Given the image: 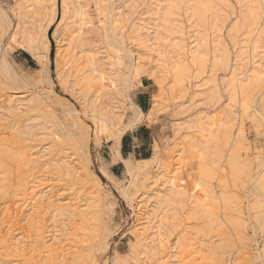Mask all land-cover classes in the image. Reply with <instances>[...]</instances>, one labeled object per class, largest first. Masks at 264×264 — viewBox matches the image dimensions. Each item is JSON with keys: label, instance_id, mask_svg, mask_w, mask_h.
<instances>
[{"label": "rangeland", "instance_id": "obj_1", "mask_svg": "<svg viewBox=\"0 0 264 264\" xmlns=\"http://www.w3.org/2000/svg\"><path fill=\"white\" fill-rule=\"evenodd\" d=\"M97 1L67 0L64 6L63 0H56L47 46L35 35L47 23L36 4L20 10L22 1L0 0V133L7 136L0 138V214L31 180H42L48 187L43 195L50 197L45 204L71 205L44 213L39 219L43 228H32L31 239L39 245L42 237L68 244L73 235L76 242L73 254L62 260L45 253L23 259L3 244L0 230V264H159L163 251L176 255L186 238L203 244L207 264H226L228 259L264 264V34L257 39L256 69L248 63L249 54L242 55L251 31L264 25V0H251L257 11L246 15L244 0H203L202 17L194 15L193 0L179 5L178 0H101L99 11ZM78 5L93 19L85 50L95 62L96 74L107 75L102 85L72 75L65 61L55 63L52 34L57 30L60 40L67 39L78 24ZM168 10L175 12L173 18L183 30L172 41L198 45L202 52L200 63L181 76L183 82L169 76L161 83L156 58L146 64L145 51L137 47L141 37L153 38L159 17ZM110 14L120 22L112 24ZM137 27L144 30L137 32ZM27 42L29 52L21 48ZM242 58V75L259 74L251 83L250 97L256 95L251 112L239 106L231 91L233 71ZM166 63L168 70L173 61ZM144 100L151 115L139 119L137 105ZM126 135V151L132 153L123 156ZM191 138L196 148L183 153L187 161L181 168L186 180L181 183L186 190H179L182 196L157 188L171 206L165 214L164 241L153 255L134 236L136 200L152 189L151 176H165L179 166L170 164L181 147L189 149ZM117 148L122 159H115ZM29 150L40 159L26 167L20 161ZM145 155L155 158L141 162ZM123 159L129 161L131 172ZM62 161L75 165L74 171L68 166L71 175L65 176ZM103 165L114 175L111 181L102 176ZM192 182L195 194L185 196ZM197 187L204 190L202 204L195 202ZM180 259L181 255L170 263Z\"/></svg>", "mask_w": 264, "mask_h": 264}, {"label": "bare ground", "instance_id": "obj_2", "mask_svg": "<svg viewBox=\"0 0 264 264\" xmlns=\"http://www.w3.org/2000/svg\"><path fill=\"white\" fill-rule=\"evenodd\" d=\"M19 1H22L21 2L22 4L19 6L20 10L28 9V8H30V6L32 4H36V6L38 7V14L41 17H43L44 19L46 18L47 23H46L44 29H42V30L38 29L35 32V35H36L38 40L42 39L44 41V43H46V45L48 46L51 42L50 38L48 37V30L50 29V27L52 26V24L55 20L56 0H19ZM202 1L203 0H193L192 1L193 5H194V11H195L194 15L195 16H201L202 17V14H203V12H202V10H203L202 9V5H203ZM100 2H101V0L96 2L97 11L100 10ZM180 2H181V0H178V2H175V3L179 5ZM242 2H244L246 4L245 10H242V12H244L245 15L251 14L252 12H254V14H255V11H257V10L254 8L255 6H254V4L251 3V0H244ZM63 3H64V6H66L67 0H63ZM256 3H258V2H256ZM170 4L172 5V7L174 6V2L171 1ZM83 9L84 8L81 5H78V8H77V12H79L78 24L73 31L69 32V36L66 35L67 36L66 40H64V39L60 40V36L62 33H58L59 31L57 32V30H56V32H53L52 38L55 39L56 44H57V52H56L57 57H56L55 63L58 64L59 61L60 62L65 61V67L64 68L67 67L68 70L72 71V75L73 74L74 75L79 74V76H81L82 78H84L85 80L90 82L91 84L97 83L99 85H102L103 82L106 81L107 75L104 71L96 74L97 68L95 67V62H94L93 58L90 55H88L86 50H85V48L87 47L86 35H88L92 31L94 24H93V19H92L91 15L89 14V12L84 13ZM263 12H264V6H263ZM103 14H105V13H103ZM158 16H160V15H158ZM173 16H176L175 12L172 10H168V12H166L165 14H163L159 17L158 27L156 26V28L153 32L154 33L153 38L148 39V38L141 37L137 41V47H139V49H142L143 51H145L144 55H146V57H144V61L146 62V64H152L154 62L152 59L153 56L156 58L155 65H156V69L159 71V74L162 76V81L160 80L161 83L165 82V80L168 79L169 76L172 78L171 79L172 81H175V82H177L178 80L181 81V78H182L181 76L184 73H189L192 65L197 66L200 63L198 61L202 56V52L199 50L198 45L188 47V44H185V43L182 44L181 42L178 43V42L172 41V40H174V37H176L177 35L180 36L181 34H183V30L181 29L180 26H177L176 19L173 18ZM252 17L253 16L251 15V18ZM110 18H111L112 24H116V23L120 22L118 20V18L112 14H110ZM255 20H254V22H255ZM250 21H252V20L250 19ZM255 24H256V22H255ZM58 27H59V25H58ZM143 30H144V27L143 28L137 27L136 31L142 32ZM160 31L163 33H161ZM218 32L219 31H217V33ZM262 34H264V25L261 27H259V25H256L254 27V29L251 31V35H250L248 44L246 43V46H245L246 50L244 52H242V55H244L246 53L249 54L248 58H251V59L248 63L251 65V69L252 68L256 69V67H257V63L254 61L255 56H256V52L258 50L257 45L259 43V40H257V39H259V37ZM169 36L170 37L172 36V38L168 39ZM161 38H162V40H161ZM167 40H171V41L168 42ZM65 42H66V44H68L66 46L67 48H65L63 45V43H65ZM21 48L24 51H28L30 49V46L28 45V42H27V43L23 44ZM77 50H79V53L75 52ZM188 59L190 60V62L187 61ZM141 60H142L141 58H138V65H141V62H140ZM169 60L173 61V64L167 70V63L166 62H168ZM240 60H241L240 63L239 64L237 63V65L233 71L231 91H232V94H233L235 100L239 103V106L242 109H245L246 111L251 112V108H250L251 104L255 103V101H256L255 100L256 95L252 98V97H250V94H249L252 90L251 89V83H253L254 81L257 80V77L259 76V74L257 76L256 72L253 70L252 72H255V73L251 74L250 76H248V74L242 75V73L240 71L242 70V67H243L242 62H244L243 61L244 58H242ZM64 78H65L64 80L66 81L68 77L64 76ZM181 82H183V81H181ZM230 87H231V85H230ZM139 110H140V118L139 119L148 118L151 115V111L143 112L141 110V108H139ZM213 123L211 125H213ZM208 130L209 129H206L203 131L207 132ZM121 131H123V130H121ZM5 135H6V133H4V132L0 133V138L7 137ZM230 136H231V134H230ZM234 137H235V134H234ZM192 138H191V140L187 141L188 142L187 145H188L189 149H187V151H186V149L181 147V150L177 151L176 152L177 155L175 154V156H174V158H175L174 162L172 164H170L171 166H173V165H177V163H178L179 166H177V168H174L170 171H167L168 173L165 176H161L162 172L160 174H156V175L151 176L152 181H151L150 187L152 189H150V191L148 193L143 192L144 194L141 195V198L139 200H136L135 209L137 211V219L136 220L138 223L134 226V230H133L134 236H135V239L138 242V244H140L142 247H144V250H149V252H151L152 254L154 253L155 247L164 241L163 237H165V235H163L164 234L163 231H164V225L167 222L165 214L167 215L170 212V206H171V204H170L171 200L170 199H167V200L163 199V197L160 196L159 189H157V188H162V190H160V191H163V190L168 188L170 191V194L172 192V194H175L176 196L178 194H180V195L182 194L181 191H179L181 188H184L181 185V183L183 182V179L181 178L182 177L181 168H182V164L185 161H187V158L184 154L188 153V151L192 152V150L196 148L195 140H193ZM0 141H3V140H0ZM117 141H118L117 144L119 145L121 140L117 139ZM200 154H202V153H200ZM24 155H25L24 158H22V161H20V162H23V165H25L26 167H28V165L30 163H32L33 161H37L40 159V157L34 158L33 154L31 153V150L26 151ZM114 156H115V159H117V160L120 158L122 159V155L119 151V148H117L115 150ZM154 158H155V155H153L152 157L143 158L141 162H149ZM200 158H202V157H200ZM124 161L126 163L127 169H129V171H130L131 170L130 168H132V167L129 164V161L128 160H124ZM132 162H134V161H132ZM234 162H235V160H234ZM236 162H237V160H236ZM61 164L63 165V167L65 169V171H64L65 176L71 175L73 173V171L75 170L74 169L75 165H73V162H71L70 164H67L65 161H62ZM19 165H20V167L23 166L22 163ZM70 165L73 168V171L68 170L69 169L68 166H70ZM233 167H235V166L233 165ZM100 170H101L102 176L110 179V181L114 178V175L109 173L108 169L104 165L101 166ZM237 175H238V172H237ZM234 178L235 177H233V179ZM221 179H222V177H221ZM217 180H219V179H217ZM185 181L186 180L184 179V182ZM193 183L194 182H192V185H191L192 187L194 186ZM195 183H196V181H195ZM45 184H46V182H43L42 180L41 181L36 180V179L31 180V183L27 184L23 188L21 195H19V198H17V200L15 199V201H12L6 207L5 211L2 214H0V216H2V218L0 220L3 221L0 224V230L3 233V236H2L3 244L7 248L12 246L15 250L19 251L20 257L23 259L28 258L29 256H31L30 257L31 259H35L41 253H45V255H47L46 257L50 256L56 260H62V259H65L66 257H70L73 254V248L71 246H73V244H76L75 238L73 237V235H71L69 237L68 244H65V243L63 244L58 239L53 238V236H52L53 239H51L50 242H48V240H46L47 239L46 237L45 238L42 237L39 240H37L38 242L41 241L40 245L37 244L36 240L31 239V234H29V233L34 231V230H32V228H34V227L38 228L37 229L38 231H39V229L43 228V224L39 219L42 217V215H44V213H48L51 210L59 212V211L64 210V208L66 206L69 207L71 205V204H69L70 201L64 205H59V203L54 204L53 201H50V204H45L44 199L50 200V197L46 198L47 196L43 195V193H45L44 189L45 188L48 189V187H45ZM196 184H198V183H196ZM263 185H264V183H263ZM194 188L195 187L191 188L188 192L186 191L187 194L186 195L183 194V195H185V196L189 195V196L193 197V195L195 194ZM184 189L186 190V187ZM198 189H200L201 191L199 190L198 197L195 198V196H194L195 202L197 204H202L203 203L202 193L204 192V190L201 188H198ZM53 198H55V197H53ZM55 201L57 202V199H55ZM18 203H20V204H18ZM25 215H26V217H25ZM239 224H241V223H239ZM14 226L17 228H15ZM13 228L18 230V233L16 234L17 236L16 237L13 236L14 238H11V237L9 238V236H11L12 233H14L16 231ZM30 230H32V231H30ZM189 242H190L189 239H187V238L184 239L183 244L180 248H178L179 250H177L176 255H174L173 252H168V250L163 251L161 253V256L159 259V264H173L175 261L173 263H170V262H172L171 259L177 258L180 255H181V259L178 262V264H207L208 259L206 257L205 249L203 248V244L201 242H199L197 245L196 243H192V242L189 243ZM41 243H42V245H41ZM262 254H263V252H261L259 254V256H258L259 260H262V256H263ZM52 258L50 260H52ZM226 264H236V261L235 260L232 261V260L228 259Z\"/></svg>", "mask_w": 264, "mask_h": 264}, {"label": "trees", "instance_id": "obj_3", "mask_svg": "<svg viewBox=\"0 0 264 264\" xmlns=\"http://www.w3.org/2000/svg\"><path fill=\"white\" fill-rule=\"evenodd\" d=\"M25 55V57H27V58H29V59H31L30 58V56H29V54H24ZM51 56H53V52H52V55ZM51 61H53V59L51 60ZM138 105H140V107L143 109V112H147V110H148V108H146L140 101H139V103H138ZM127 135L126 136H124L123 137V140H122V154H123V156H127L128 155V153L131 151V150H127L126 151V142H127ZM130 137V136H129ZM137 137L140 139V137H139V135H137ZM138 151L136 150V153H137ZM150 155H145V156H143L142 158H147V157H149Z\"/></svg>", "mask_w": 264, "mask_h": 264}, {"label": "crops", "instance_id": "obj_4", "mask_svg": "<svg viewBox=\"0 0 264 264\" xmlns=\"http://www.w3.org/2000/svg\"><path fill=\"white\" fill-rule=\"evenodd\" d=\"M141 95H144V94H141ZM143 97L145 98V96H142V98H143ZM142 104H143L145 107H146V105L149 106V104L146 103V100H144ZM137 106L140 107V105H137ZM140 108H141V107H140ZM147 108H148V107H147ZM141 110H143V109L141 108ZM133 138H134V137H132V139H133ZM136 139H139V138L136 137ZM121 148H122V143H121ZM131 148H132L133 152L136 154V146H132ZM130 153H132V151H130L129 154H130ZM115 165H116V164H114L113 167H115Z\"/></svg>", "mask_w": 264, "mask_h": 264}]
</instances>
